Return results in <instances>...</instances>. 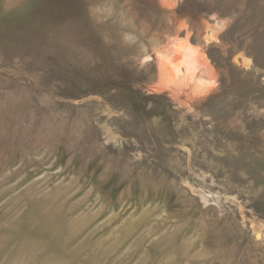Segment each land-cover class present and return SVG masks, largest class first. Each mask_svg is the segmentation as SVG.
Here are the masks:
<instances>
[{
  "label": "rangeland",
  "instance_id": "374dc122",
  "mask_svg": "<svg viewBox=\"0 0 264 264\" xmlns=\"http://www.w3.org/2000/svg\"><path fill=\"white\" fill-rule=\"evenodd\" d=\"M184 1L0 0V264H264V0Z\"/></svg>",
  "mask_w": 264,
  "mask_h": 264
},
{
  "label": "trees",
  "instance_id": "16d2710c",
  "mask_svg": "<svg viewBox=\"0 0 264 264\" xmlns=\"http://www.w3.org/2000/svg\"><path fill=\"white\" fill-rule=\"evenodd\" d=\"M192 2V0H185L182 7L190 4ZM218 2H215L213 5L214 7H218L219 4H217ZM199 7L201 8H209V4L207 1H200L199 2ZM156 71V70H155ZM148 85L147 83L145 82H140L138 83L136 86H126L125 84H119L116 86V88L119 90V91H135V93H137L139 96H141L142 98H145V99H148V98H155L157 96H151L149 95V92L147 90V86ZM213 97H209L208 101L212 100ZM144 106V104H142ZM146 106H148V104H146Z\"/></svg>",
  "mask_w": 264,
  "mask_h": 264
}]
</instances>
